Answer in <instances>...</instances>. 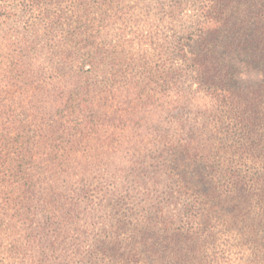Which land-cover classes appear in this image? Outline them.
<instances>
[{
    "label": "rangeland",
    "instance_id": "rangeland-1",
    "mask_svg": "<svg viewBox=\"0 0 264 264\" xmlns=\"http://www.w3.org/2000/svg\"><path fill=\"white\" fill-rule=\"evenodd\" d=\"M35 1L24 9L21 0H0V164L39 162L45 143H59L60 67L83 46L103 69L90 80L100 92L93 103L103 102L107 113L104 117L92 103L94 109L81 115L92 120L87 151L98 155L94 161L105 160L106 153L108 160L120 163V170L105 177L94 164L88 167L93 180L73 202L80 206L73 222L86 227L82 233L87 237L74 248H58L57 264L71 260L65 257L75 264H258L259 256L248 261L250 243L242 246L235 235L218 233L236 226L227 216L236 202L224 204L214 184L223 185L217 181L227 168L246 181L264 179V81L236 79L225 67L215 83L198 85L180 63L177 47L190 40L200 9L210 6L219 19L215 30L207 32L211 51L259 59L264 53V0ZM178 3L186 6L173 16L170 9ZM169 66L176 77L165 79ZM240 71L245 75L249 69ZM222 86L229 94L220 91ZM183 91L190 103L172 118L162 102L168 104L164 98ZM224 98L232 105H225ZM183 122L200 129L197 159L180 144L164 143L171 132L185 140L178 128ZM10 175L6 169L0 173ZM184 183L196 196L180 192ZM188 204L203 210L201 225L211 228V236L195 250L187 241L169 245L166 240ZM110 227L116 233L112 242L104 235ZM67 236L58 241L69 245L75 237ZM101 241V253L92 257Z\"/></svg>",
    "mask_w": 264,
    "mask_h": 264
},
{
    "label": "trees",
    "instance_id": "trees-1",
    "mask_svg": "<svg viewBox=\"0 0 264 264\" xmlns=\"http://www.w3.org/2000/svg\"><path fill=\"white\" fill-rule=\"evenodd\" d=\"M21 2L26 3L22 5L24 9L27 4L32 6L36 3L35 0H21ZM178 4L171 7V15L177 16L182 13L184 9L182 5L185 3ZM198 13L194 31L189 35L190 40L177 47V57L185 70L191 72L194 81L198 85L215 83L217 75L221 77L219 74L226 67L228 69L226 73L236 79L248 76L256 83H262L264 53L259 59L250 60L234 57L233 53L227 54L228 50L217 55L211 51L212 35L207 32L215 30L219 19L210 6H203ZM81 45H84V41H81ZM87 52L86 46L81 47L74 55L72 62L60 67V79L57 83L59 95L56 101L57 105L62 107V110L59 109L61 129L57 132L56 139L59 143L55 146H48L45 143L42 146L44 157L39 162L10 161L0 164V173L3 169L11 172L10 176L0 177V264H57L55 258L58 248L61 249L62 246L64 249L74 248L77 240L81 241L87 237L82 233L86 227L79 225L75 220L73 222L74 215L77 216V210L80 207L73 202L75 196L85 194L88 182L93 180L89 175V168L94 164L103 177L111 175L115 170H120L118 166L120 163L115 159L108 160L106 153L103 156L105 160L94 161L98 155H94L93 149L90 151L91 155L87 151L89 146L87 133L92 120H86L81 115L88 109H94L92 103L100 92L95 86L97 82L91 83L90 78L97 73V70H103L98 63L99 60L87 55ZM258 62H260L259 65ZM86 64L90 67L85 70L83 66ZM73 66H75L74 69ZM245 68L249 71L243 75L239 70ZM172 69L173 67L169 66L165 79L176 77V71ZM218 83L216 82L215 85L217 86ZM221 89V92L229 94L224 86ZM211 90L217 91V89ZM174 96L176 97L164 98L168 100V104L155 96L149 98L162 102L165 112L172 115V118H177L190 101H187L185 91L183 94L177 92ZM222 102L227 106L232 105V101L225 98ZM192 105L197 108V104ZM95 106H97V112L102 111L103 116H107L103 102L99 100ZM63 113H66V116L62 115ZM72 117L74 118L71 120ZM66 125H69L68 128ZM178 128L185 133V140L176 138L178 132L174 135L171 132V138L165 139L164 143L171 146L180 144L179 148L188 155L193 153L191 157L197 159L196 150L200 145L198 141L200 129L196 125H186L184 122L179 124ZM24 166H31L32 170L29 172L28 169L23 168ZM219 176L220 179L217 182H223V185H214L225 197L223 203L236 202L234 208L230 210L232 216L227 214L232 225L236 226L222 229L218 233L235 235L238 240H241L242 246L250 243L248 261L254 263V259L259 256L260 260L257 263L264 264V179L256 178L252 179V182L246 181L237 172H229L228 168L221 171ZM186 184L181 185L180 192L186 191L185 193H193V196H196L197 193ZM202 212L200 208L188 204V208L181 213L180 225H177V229L166 238L168 244L174 245L176 242L187 241L195 250L202 239L210 237L211 228L202 226L205 225ZM67 216L70 218L69 221L65 220ZM69 233L75 237L69 245L67 242L58 241L63 234L67 239ZM104 235L108 238V242L116 238L113 227L108 228ZM103 245L104 241L99 242V246L96 244L95 251L91 252L92 257L96 258L98 253H101ZM108 256L111 261L115 260ZM65 258L72 260L66 261V264H75L72 257Z\"/></svg>",
    "mask_w": 264,
    "mask_h": 264
}]
</instances>
